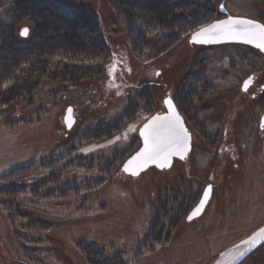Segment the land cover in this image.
<instances>
[{
    "label": "rangeland",
    "instance_id": "1",
    "mask_svg": "<svg viewBox=\"0 0 264 264\" xmlns=\"http://www.w3.org/2000/svg\"><path fill=\"white\" fill-rule=\"evenodd\" d=\"M188 1L174 6L181 20L155 28L150 18L132 20L138 10L129 23L111 0H55L94 11L109 57L90 79L71 82L62 66L57 78L8 103L9 83L0 82V264H218L264 225V129L256 127L264 55L235 44L202 52L187 42L223 16L219 5L264 23V0ZM13 11L0 2V24ZM139 24L141 36L132 27ZM31 25L19 20L15 35L27 39L19 31ZM252 72L255 88L241 93ZM165 96L195 129L187 158L123 173L139 127ZM208 184L205 213L186 221ZM240 264H264V244Z\"/></svg>",
    "mask_w": 264,
    "mask_h": 264
},
{
    "label": "trees",
    "instance_id": "2",
    "mask_svg": "<svg viewBox=\"0 0 264 264\" xmlns=\"http://www.w3.org/2000/svg\"><path fill=\"white\" fill-rule=\"evenodd\" d=\"M111 1L118 15L129 17V23L133 11L138 10L140 16L137 14L132 20L142 23L150 18L147 23L155 28L177 23L181 17L174 13V6L190 3L188 0ZM0 2H11L14 6L10 20L0 24V82L9 83L3 90L9 96L5 97L7 103L44 86L46 79L57 78V70L62 66L63 77L74 83L100 73L109 53L91 8L81 4L60 5L55 0ZM144 17L147 19L143 20ZM22 19L32 22L27 39L14 33L15 23ZM132 27L142 35L141 24Z\"/></svg>",
    "mask_w": 264,
    "mask_h": 264
},
{
    "label": "snow or ice",
    "instance_id": "3",
    "mask_svg": "<svg viewBox=\"0 0 264 264\" xmlns=\"http://www.w3.org/2000/svg\"><path fill=\"white\" fill-rule=\"evenodd\" d=\"M27 33V28L22 29L21 35H27ZM220 40H240L248 44H255L257 48L264 51V24L250 19L229 16L227 19L216 20L202 26L192 34L191 38V42L205 44ZM248 83L249 81L247 80L244 82L245 90H247ZM163 103L167 106V113H157L148 118L140 129L143 147L124 164L123 171L131 172L133 176L138 175V170L150 163L160 168L169 166L173 156H179L184 159L185 154L189 150L191 137L184 127L182 117L176 110L171 98H165ZM70 111L71 109H69ZM70 126L71 124H69ZM261 127L264 128V120L261 122ZM116 139H119V137H116ZM112 142L109 141V143ZM210 189L211 186L205 189L203 198L192 213L189 214V220L193 216L198 215L203 209ZM260 240H264V228L253 233L247 240L241 241V245H247V247L236 246V251L232 255L229 264H234ZM221 255L224 254L221 253Z\"/></svg>",
    "mask_w": 264,
    "mask_h": 264
},
{
    "label": "water",
    "instance_id": "4",
    "mask_svg": "<svg viewBox=\"0 0 264 264\" xmlns=\"http://www.w3.org/2000/svg\"><path fill=\"white\" fill-rule=\"evenodd\" d=\"M220 10L223 11V7L220 6ZM229 16H231V17H239V18H244V19H250V18L241 17V16H232V15H229ZM229 16H226V17H224V18L217 19V20H224V19H227ZM250 20H253V19H250ZM214 21H216V20H213L212 22H214ZM254 21H256V20H254ZM212 22H210V23H212ZM256 22H257V23H260V22H258V21H256ZM210 23H208V24H210ZM260 24H261V23H260ZM206 25H207V24H206ZM203 26H205V25H203ZM201 27H202V26H201ZM201 27H200V28H201ZM24 28H26V27L21 28L20 31H19L20 36H23V37L26 36V35H21V31H22V29H24ZM200 28L196 29L195 31H193V32L190 34V36H189V42H191L192 34H193L194 32H196V31H198ZM226 42H240V43H243V44H248V43H245V42L240 41V40H220V41H218V42H214V43H207L206 45H210V44H220V43H226ZM191 43H195V42H191ZM197 44H205V43H197ZM248 45L253 46V47H256L255 44H248ZM256 48H257V47H256ZM258 49L261 50L260 48H258ZM261 51H262V50H261ZM262 52L264 53V51H262ZM165 98H170V97H165ZM165 98H164V99H165ZM164 106H165V111L162 112V113H160V114H165V113H167V111H168L167 106H166L165 104H164ZM69 109H71L70 112H69ZM176 110H177V109H176ZM71 113H72V108L69 106V107L66 109V112H65V115H64V122H65L67 128H69V124H72V122H73V119H72V117H71ZM156 114H157V113H154V114H152L151 116L156 115ZM151 116H150V117H151ZM180 116H181V115H180ZM150 117H149V118H150ZM147 120H148V118H147V119L141 124V126H140L139 129H138V135H139V138H140V145H139V147H138L134 152H132V153H131V154H130V155H129V156H128L123 162H122V164H121V166H120V170H121L123 173H125V174L132 175L131 172H125V171H123V167H124V164H125V163H126V162H127L132 156H134V155L140 150L141 147H143V138H142L141 135H140V129H141V128L143 127V125L147 122ZM262 120H264V114H263V116H262V118H261V121H262ZM183 123H184V122H183ZM184 127H185V125H184ZM185 128H186V127H185ZM186 129H187V128H186ZM187 131H188V130H187ZM188 133H189V132H188ZM189 134H190V133H189ZM190 137H191V136H190ZM190 150H191V139H190L189 150H188V152L185 154L184 159L187 158V156H188ZM175 158L180 159V160H184V159H181L179 156H173V157L171 158V161H170V165H169V166H166V167H164V168H160V167H157L155 164H151V163H150V164H148L146 167H143V168L139 169V170H138V174H140L142 171L146 170V169L149 168V167H155V168H157V169H168V168L171 166V164H172V162H173V160H174ZM132 176H133V175H132ZM135 176H137V175H135ZM209 186H211V185L208 184V185H206V186L204 187V189H203V191H202V193H201V195H200V197H199L197 203H196V204L192 207V209L187 213V215H186V217H185V220H186V221H191V220H193V219L199 217V216L202 214V212H203V210H204L206 204L208 203V200H209L210 197H211V191H212V188H211L210 191H209V195H208V197H207V200H206V202H205V204H204L203 209L200 211V213H199L198 215H196V216H193V218H192L191 220L188 219L189 214L192 213V211L197 207V205L199 204L200 200H201V199L203 198V196H204L205 189L209 188ZM261 228H264V225L260 226L259 228H257V229L254 230L253 232H251L248 236H246L245 238H243L241 241L247 240L250 236L253 235V233L258 232V230L261 229ZM241 241H239V242L235 245V247L238 246V245L241 246V247H247V245H241ZM263 244H264V240H260L259 243H257L254 247L250 248L249 251H247V252L244 254V256L241 257L239 260L235 261L234 264H240L244 259H246L251 253H253L256 249H258V248H259L261 245H263ZM230 260H231V257H230V259L227 260L224 264H229V261H230Z\"/></svg>",
    "mask_w": 264,
    "mask_h": 264
},
{
    "label": "flooded vegetation",
    "instance_id": "5",
    "mask_svg": "<svg viewBox=\"0 0 264 264\" xmlns=\"http://www.w3.org/2000/svg\"><path fill=\"white\" fill-rule=\"evenodd\" d=\"M220 6H223V5H219V7H218V9H219V13L220 14H222L223 16L222 17H218V18H216V19H214V20H217V19H221V18H224V17H226V16H229V15H227L226 14V10L224 9V7H223V11H221L220 10ZM241 17H244V16H241ZM246 18H248V17H246ZM250 19H252V18H250ZM253 20H256V21H258V22H260L261 24H264L261 20H259V19H253ZM191 34V33H190ZM190 36V35H189ZM189 36H188V39H187V42L189 43V44H191L192 46H198L199 48H201L202 49V52H205V51H207V50H210L212 47H215V46H221V45H229V44H235V45H246V46H249V47H252L253 49H255V50H257L258 52H260L261 54H263L264 55V53L261 51V50H259L258 48H256V47H253V46H250V45H248V44H243V43H240V42H226V43H220V44H210V45H206V44H197V43H191V42H189ZM203 54V53H202ZM198 59V56H197V58L194 60V62H193V65H192V69L194 68V66H196L195 64H196V62H198L199 61V59ZM201 60L200 61H202V60H205L204 58H200ZM200 63V62H199ZM198 70L200 69V68H197ZM203 70V69H202ZM196 74H194V73H192V74H190L189 76H191V77H195L196 78V76H195ZM189 76H188V78H189ZM256 79H257V74L256 73H254V72H252V73H249L248 74V76H246L243 80H242V82H241V84H240V92L241 93H244V92H247L249 89H251V88H255V81H256ZM249 81V83H248V86H247V90H245L244 89V82L245 81ZM252 89V90H253ZM259 90L261 91V92H263L264 91V83H261L260 85H259ZM165 97H170V96H165ZM165 97H163L162 98V101L160 102V106H161V109H160V111H157V112H153L152 114H154V113H162V112H164L165 111V106H164V103H163V101H164V98ZM252 97L254 98V97H256V93H255V91L254 92H252ZM263 97H264V94H263ZM263 97H262V99L261 100H263ZM171 99H172V101H173V103H174V105H175V107H176V109H177V111L179 112V114L181 115V117H182V119H183V122H184V125H185V127L187 128V130H188V132L190 133V136H191V143H192V137H193V130H195L193 127H192V125L190 124V121H189V117H187V115L185 114V112H184V110L182 109V107H180V105H179V103L173 98V97H170ZM262 102V101H261ZM260 106V105H259ZM151 114V115H152ZM263 114H264V104H263V106H262V110L260 111V113H259V115L257 116V123H256V127H257V129L258 130H263L264 128H262L261 127V118H262V116H263ZM150 117V116H149ZM175 159H177V158H175ZM180 160V159H179ZM212 187V186H211ZM198 201V200H197ZM197 203V202H196ZM195 203V204H196ZM192 209V208H191Z\"/></svg>",
    "mask_w": 264,
    "mask_h": 264
},
{
    "label": "bare ground",
    "instance_id": "6",
    "mask_svg": "<svg viewBox=\"0 0 264 264\" xmlns=\"http://www.w3.org/2000/svg\"><path fill=\"white\" fill-rule=\"evenodd\" d=\"M174 161H175V160H173V163H174ZM173 163H172V164H173ZM171 167H172V166H171ZM148 169H149V168H148ZM148 169H147V170H148ZM212 196H213V194L211 195V198L208 200V203L206 204V206H205V208H204L202 214H201L198 218H200V217L205 213V211H206V209H207V207H208V205H209V203H210V201H211V199H212ZM198 218H197V219H198ZM194 220H196V219H194ZM194 220H192V221H194ZM235 251H236V247H234V248H232V249H230V250H228V251L223 252L224 255H221L222 257H221L220 261L218 262V264H224L227 260L230 259V257H232V255L234 254Z\"/></svg>",
    "mask_w": 264,
    "mask_h": 264
}]
</instances>
